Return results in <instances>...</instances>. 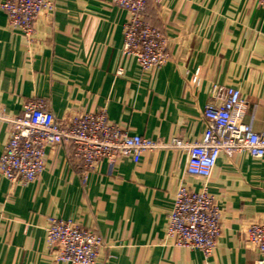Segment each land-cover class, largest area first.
I'll return each mask as SVG.
<instances>
[{
	"label": "crops",
	"instance_id": "0c3cea01",
	"mask_svg": "<svg viewBox=\"0 0 264 264\" xmlns=\"http://www.w3.org/2000/svg\"><path fill=\"white\" fill-rule=\"evenodd\" d=\"M52 1V13L35 19L30 42L6 26L0 9V155L5 118L34 98L45 100L58 122L104 108L129 134L162 145L171 138L193 144L205 129L212 86H234L247 102L241 122L264 135V8L252 0H149L145 20L165 37L169 61L145 74L122 54L126 12L112 0ZM195 73L197 89L190 83ZM71 152L69 145L47 149L40 177L25 186L0 176V264H68L55 262L46 243L51 216L102 238L95 264L258 260L244 230L264 221V158L219 155L207 186L221 212V231L214 252L204 257L165 239L178 184L201 188V180L184 174L186 151L158 147L137 164L101 162L85 180Z\"/></svg>",
	"mask_w": 264,
	"mask_h": 264
},
{
	"label": "built area",
	"instance_id": "2783aa9c",
	"mask_svg": "<svg viewBox=\"0 0 264 264\" xmlns=\"http://www.w3.org/2000/svg\"><path fill=\"white\" fill-rule=\"evenodd\" d=\"M148 1L112 0L126 12L122 54L133 58L143 74L169 61L165 37L145 20ZM252 1L264 8V0ZM0 9L5 13L6 26L17 29L30 42L35 19L40 14H51L54 3L52 0H1ZM200 81L195 73L190 83L197 89ZM246 109L247 102L238 88L213 85L210 102L202 113L205 129L200 141L182 144L177 138H171L162 145L129 134L126 128L108 120L104 108L93 113H77L58 122L45 100L34 98L23 103L20 113L5 118L8 137L0 155V176L11 186L36 181L45 168L46 150L60 145L72 147L71 158L79 164L83 180L101 162L112 168L122 159L137 164L146 150L158 147L184 150L187 153L184 174L201 180V188L195 191L184 182L178 184L167 213L165 239L177 248L198 250L209 257L221 231V212L207 186L219 155L264 158V135L241 122ZM44 230L47 245L55 249V262L95 264L103 240L92 229L51 216ZM244 240L258 255L255 264H263L264 221L249 223Z\"/></svg>",
	"mask_w": 264,
	"mask_h": 264
}]
</instances>
